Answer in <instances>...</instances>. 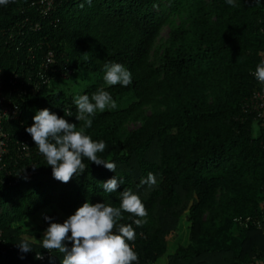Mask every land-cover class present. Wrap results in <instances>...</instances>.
Here are the masks:
<instances>
[{
	"label": "trees",
	"instance_id": "trees-1",
	"mask_svg": "<svg viewBox=\"0 0 264 264\" xmlns=\"http://www.w3.org/2000/svg\"><path fill=\"white\" fill-rule=\"evenodd\" d=\"M31 1L0 5V96L20 110L2 122L13 140L0 169V264H61L64 254L42 247L45 216L63 223L85 202L119 207L123 190L148 213L140 227L126 212L118 221L136 233L134 264H156L181 221L188 242L167 264H264V120L243 110L259 88L253 72L264 61V0H57L45 19ZM48 51L49 81L33 93ZM110 63L131 72L130 85L105 83ZM69 82L79 91L69 92ZM101 88L117 107L97 110L85 134L105 142L97 155L115 172L83 158V173L57 181L26 128L47 108L80 130L74 98ZM16 139L28 143L29 156L17 159ZM149 173L151 187L141 184ZM114 177L121 185L105 192ZM26 220L33 226L22 228ZM25 239L32 251L18 247Z\"/></svg>",
	"mask_w": 264,
	"mask_h": 264
},
{
	"label": "clouds",
	"instance_id": "clouds-1",
	"mask_svg": "<svg viewBox=\"0 0 264 264\" xmlns=\"http://www.w3.org/2000/svg\"><path fill=\"white\" fill-rule=\"evenodd\" d=\"M9 2L0 0V5ZM227 3L233 5L234 0H227ZM254 3L259 5L261 0H254ZM254 76L259 83L264 84V61L257 65ZM103 79L109 86H128L132 82L131 72L119 63L106 64ZM74 103L77 107L76 120L84 122L80 130H77L76 124L69 123L47 108L37 111L32 126L26 128L39 153L45 157L47 165L51 166L54 179L62 183L70 182L74 175L85 171L87 166L83 158L96 165H103L109 171L115 172L116 169L115 163L107 162L97 155L105 150V142L94 141L85 134V128L92 126L90 117L97 110L103 112L106 108L117 107L111 94L101 88L91 99L88 95L76 96ZM63 111L65 117L72 116L71 111ZM141 184L150 187L155 185L154 174L149 173L146 179L141 180ZM120 185L121 181L114 177L103 182L102 187L105 192L112 193ZM123 212L139 217L134 221L138 227L146 223L147 210L141 198L131 190L120 193L119 207L85 202L63 223L51 222V218L45 216L49 227L44 232L42 247L49 252L57 250L64 254L61 264H134L138 262V254L129 241H135L136 233L131 224H118L123 219ZM18 247L23 252L32 251L26 239ZM40 258V254L37 255V259Z\"/></svg>",
	"mask_w": 264,
	"mask_h": 264
},
{
	"label": "built area",
	"instance_id": "built-area-1",
	"mask_svg": "<svg viewBox=\"0 0 264 264\" xmlns=\"http://www.w3.org/2000/svg\"><path fill=\"white\" fill-rule=\"evenodd\" d=\"M57 0H33L30 3V6L35 7L36 12L41 16V18L45 19L48 18L51 12L55 9V3ZM28 21V18L25 19ZM39 22L33 23L30 28L33 30H37L40 28ZM53 62V52L48 51L45 56V62L40 65L41 73L38 74L40 77V82L35 83L31 89L32 92H36L40 86V83H45L49 81V77L47 75V69L50 63ZM255 71L253 72V74ZM18 81L17 75H11L10 82L15 83ZM258 82V81H257ZM16 84V83H15ZM23 82H20V87L17 91V96L22 97L24 94L27 93L26 88L23 86ZM259 88L253 91L250 97L246 100L243 105L244 111H252L256 112L259 117L264 120V84L258 82ZM7 102V104H5ZM12 100H6L5 97L2 95L0 96V169L5 166L4 155L9 153V143L13 140L10 134L3 129L2 122L3 121H10L16 119L19 116L20 110L18 105L15 103L10 105ZM17 156L22 159L29 156V145L26 141L16 139L14 141ZM17 163V160L14 161ZM41 256V255H40ZM42 257V256H41Z\"/></svg>",
	"mask_w": 264,
	"mask_h": 264
},
{
	"label": "rangeland",
	"instance_id": "rangeland-1",
	"mask_svg": "<svg viewBox=\"0 0 264 264\" xmlns=\"http://www.w3.org/2000/svg\"><path fill=\"white\" fill-rule=\"evenodd\" d=\"M168 33V27L165 26L162 28L161 33H160V38L164 39L166 38ZM71 81V80H70ZM65 88L69 91V92H75V91H79V89L81 88V86L74 82H69L67 84H64ZM136 125L134 124H130L129 127L130 128H134ZM22 228H30L33 226V222L31 220H26L25 222H23L21 224ZM188 242V229L186 228L185 224L183 221L180 222L179 226H178V232L177 235L175 236H171L168 240V246H167V251L164 255H162L161 257L158 258L156 264H167V255L170 252H173L174 248L176 247L177 244H186Z\"/></svg>",
	"mask_w": 264,
	"mask_h": 264
}]
</instances>
